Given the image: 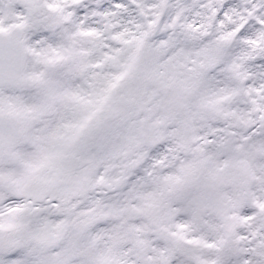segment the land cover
Segmentation results:
<instances>
[{
	"label": "snow or ice",
	"instance_id": "obj_1",
	"mask_svg": "<svg viewBox=\"0 0 264 264\" xmlns=\"http://www.w3.org/2000/svg\"><path fill=\"white\" fill-rule=\"evenodd\" d=\"M0 264H264V0H0Z\"/></svg>",
	"mask_w": 264,
	"mask_h": 264
}]
</instances>
